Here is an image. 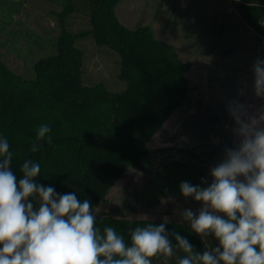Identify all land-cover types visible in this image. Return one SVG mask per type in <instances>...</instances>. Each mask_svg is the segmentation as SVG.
<instances>
[{
    "label": "trees",
    "instance_id": "obj_1",
    "mask_svg": "<svg viewBox=\"0 0 264 264\" xmlns=\"http://www.w3.org/2000/svg\"><path fill=\"white\" fill-rule=\"evenodd\" d=\"M28 1L0 0V35ZM43 1L61 8L56 15L62 23L76 13L86 15L91 29L73 33L63 28L55 41L56 54L39 61L32 78L4 64L1 52L5 45L0 40V139L9 142L10 168L17 183L23 178L25 160L39 163L41 173L35 183L51 186L60 195L75 193L81 202L88 199L101 233L113 227L129 246L136 227L164 224L174 254L167 260L154 257L152 264H178L187 255L177 247L175 233L186 238L197 253L218 247L213 234L201 237L187 222L117 218L96 212L129 170L143 172L157 164L151 142L192 91L186 76L189 65L149 26L131 29L122 24L116 9L123 0ZM231 7L264 39V0H231ZM88 36L119 56L124 90L84 82V52L77 42ZM42 124L51 128L50 143L48 137L37 141ZM34 143L39 145L37 152L31 151ZM28 202L39 207L36 197Z\"/></svg>",
    "mask_w": 264,
    "mask_h": 264
},
{
    "label": "rangeland",
    "instance_id": "obj_2",
    "mask_svg": "<svg viewBox=\"0 0 264 264\" xmlns=\"http://www.w3.org/2000/svg\"><path fill=\"white\" fill-rule=\"evenodd\" d=\"M58 11L60 7L46 1L29 0L14 22L1 29L2 60L12 72L34 77L35 65L56 54L55 41L63 28L73 33L91 29L86 15L76 13L62 23ZM116 14L126 27L149 26L159 40L177 49L189 65L192 91L151 142L157 164L143 172L129 170L96 212L189 223L182 213L198 215L203 204L178 194L181 183L209 186L211 169L223 161L225 149L238 144L228 105H243L249 115L264 111V97L255 95L253 71L254 63L264 58V39L246 26L231 0H123ZM77 47L84 52L87 85L125 89L114 51L90 36L79 39Z\"/></svg>",
    "mask_w": 264,
    "mask_h": 264
},
{
    "label": "clouds",
    "instance_id": "obj_3",
    "mask_svg": "<svg viewBox=\"0 0 264 264\" xmlns=\"http://www.w3.org/2000/svg\"><path fill=\"white\" fill-rule=\"evenodd\" d=\"M253 71L255 95L264 97V61L257 60ZM228 111L237 147L225 149L223 161L210 171L209 186L180 185L184 197L203 204L198 215L185 210L183 219L197 235L213 234L219 246L197 253L175 233L177 247L187 254L178 264H264V111L249 115L233 103ZM50 132L42 124L37 141L48 137L50 143ZM38 150L34 143L31 151ZM0 157V264H152L154 257L173 256L164 224L136 227L129 246L113 227L101 233L88 199L35 183L39 163L25 160L17 183L7 138L0 139ZM30 197L39 200L38 208Z\"/></svg>",
    "mask_w": 264,
    "mask_h": 264
}]
</instances>
